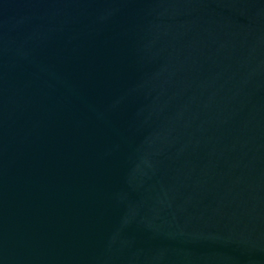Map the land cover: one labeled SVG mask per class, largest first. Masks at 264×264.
<instances>
[{
	"label": "water",
	"instance_id": "obj_1",
	"mask_svg": "<svg viewBox=\"0 0 264 264\" xmlns=\"http://www.w3.org/2000/svg\"><path fill=\"white\" fill-rule=\"evenodd\" d=\"M0 264H264V0H0Z\"/></svg>",
	"mask_w": 264,
	"mask_h": 264
}]
</instances>
